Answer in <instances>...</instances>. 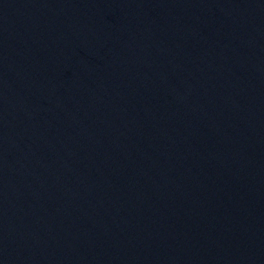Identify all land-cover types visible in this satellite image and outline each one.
I'll return each instance as SVG.
<instances>
[{"label":"water","instance_id":"water-1","mask_svg":"<svg viewBox=\"0 0 264 264\" xmlns=\"http://www.w3.org/2000/svg\"><path fill=\"white\" fill-rule=\"evenodd\" d=\"M0 264H264V0H0Z\"/></svg>","mask_w":264,"mask_h":264}]
</instances>
